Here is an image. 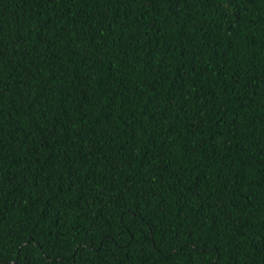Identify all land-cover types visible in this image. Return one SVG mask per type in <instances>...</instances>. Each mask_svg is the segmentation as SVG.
Segmentation results:
<instances>
[{
  "label": "trees",
  "instance_id": "trees-1",
  "mask_svg": "<svg viewBox=\"0 0 264 264\" xmlns=\"http://www.w3.org/2000/svg\"><path fill=\"white\" fill-rule=\"evenodd\" d=\"M0 264H264V0H0Z\"/></svg>",
  "mask_w": 264,
  "mask_h": 264
}]
</instances>
